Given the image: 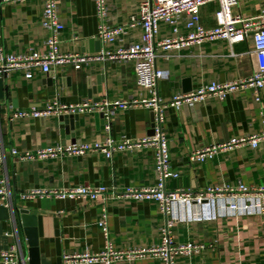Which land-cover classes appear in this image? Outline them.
<instances>
[{"label": "crops", "instance_id": "0c3cea01", "mask_svg": "<svg viewBox=\"0 0 264 264\" xmlns=\"http://www.w3.org/2000/svg\"><path fill=\"white\" fill-rule=\"evenodd\" d=\"M144 1L106 0L108 26L125 27L126 31L114 43L103 45L98 38L95 0H59L63 25L60 53L97 56L104 50L115 51L138 43L141 27L128 26ZM217 8L216 4L202 8L204 26L215 25ZM43 11L41 0L0 6V49L16 55L45 54L48 32L41 24ZM263 11L264 0H239L233 9L235 15L245 19L259 17ZM180 33H188L183 24ZM171 34V29L161 23L158 40ZM259 66L250 38L232 46L220 40L160 52L157 67L168 78L160 81L159 96L169 101L210 83H245ZM32 74L30 80L23 72L9 74L0 99V140L5 155V165H0V183L7 178L14 205L36 217L40 264H73L65 262L64 257L103 251L108 242L97 226L103 213L108 214L113 249L125 254L114 264H163L151 255L126 256L155 248L162 239L164 217L157 201H137L126 195L128 190L140 191L157 183L151 150L117 152L111 159L92 150L84 156L48 159L21 160L12 156L13 150L25 156L49 147L91 148L108 139L121 143L150 137L153 114L142 106L118 112L110 133H106L100 113L96 112L11 118L16 111H42L53 103L148 100L152 93L137 87L134 64L93 61L81 70L63 65L50 73L36 68ZM263 130L264 90L260 102L252 91L236 89L224 99L212 97L193 107L169 109L164 131L169 139L172 170L180 176L166 183L167 190L197 192L239 184L254 189L261 187L264 145L220 151L202 164L192 162L190 155ZM79 186L105 187L107 195L94 201L56 195ZM36 192L43 194L23 197ZM173 216L176 218L174 241L203 246L197 253L178 255L176 264H264V221L260 216L220 215L215 205L201 209L177 205ZM13 246L22 264H29V246L15 222L0 221V251Z\"/></svg>", "mask_w": 264, "mask_h": 264}, {"label": "built area", "instance_id": "2783aa9c", "mask_svg": "<svg viewBox=\"0 0 264 264\" xmlns=\"http://www.w3.org/2000/svg\"><path fill=\"white\" fill-rule=\"evenodd\" d=\"M15 1L29 0H0V6ZM43 3L42 27L48 32L45 43L46 52L40 54L33 52L29 55H16L0 49V78H4L13 72H23L25 78H33L32 70L40 68L44 73H50L54 68L70 65L75 70H81L93 61H113L117 63H133L136 73V85L139 89L152 93L148 100L89 102L80 105H64L53 103L42 111H16L12 119L25 118L28 116L46 117L50 115H79L85 112H96L103 115L104 130L110 133L112 120L120 111H126L134 107L142 106L149 109L153 114L152 135L138 141H124L117 143L108 139L105 143L87 146H56L36 151L25 156L19 155L15 150L12 156L28 160L34 158L48 159L63 155L84 156L89 150L104 153L111 159L114 153L134 150H151L157 174V183L140 191L128 190L126 195L137 201H157L164 217L162 239L159 246L131 252L126 256L151 255L161 259L163 264H176L178 255H191L199 252L203 246L193 243L177 244L173 239V229L176 218L174 208L177 205L184 207H201L215 205L222 214H235L240 216L258 215L264 221V184L257 188H249L242 184L237 187L209 188L204 191H168L166 183L169 180L179 178V173L174 172L171 166V154L169 139L164 131V125L169 109L180 110L183 107H193L203 103L212 97L220 99L236 89L250 90L254 93L256 101H261V93L264 90V11L261 16L245 19L235 15L233 9L239 5V0H145L140 6L136 16L131 18L129 28L141 27L142 36L138 43L127 48H119L115 51L104 50L100 55H62L60 53V33L62 23L59 18V0H41ZM72 2L74 0H66ZM210 4L218 6L214 13L215 25L206 27L202 23L201 10ZM96 15L99 22L98 38L103 45L114 43L122 36L125 27L108 26V6L106 0H95ZM164 23L171 29V36L158 40L160 24ZM184 25L188 30L186 35H181L180 27ZM251 39L254 53L260 60L259 69L252 77L241 84H218L210 83L196 91L185 95H176L169 101H164L159 96V83L167 79L166 72L158 69L157 61L160 52L172 49H183L194 44L204 42L226 41L231 46ZM264 145V130L256 135L234 137L227 143L199 149L190 155L192 162L205 163L208 159L220 151L232 150L236 147L249 146L254 149ZM0 165H5L3 143L0 140ZM8 179L0 183V205L11 208L13 204L12 194L9 189ZM36 192L23 197L42 195ZM62 198L86 197L89 200H97L107 195L105 187H74L67 191L56 194ZM98 228L107 240L106 248L97 254H83L64 257L67 263L84 264H114L124 257V253L113 249L110 241L108 228V214L103 213L97 222ZM264 254V245H263ZM24 260V259H23ZM0 264H22V258L18 255L15 246L9 250L0 251Z\"/></svg>", "mask_w": 264, "mask_h": 264}, {"label": "water", "instance_id": "95a60500", "mask_svg": "<svg viewBox=\"0 0 264 264\" xmlns=\"http://www.w3.org/2000/svg\"><path fill=\"white\" fill-rule=\"evenodd\" d=\"M6 79L0 78V99L3 98L4 91L6 90ZM101 120L104 123L103 115L100 114ZM15 222L16 227L19 228L21 237L26 239L28 249L29 264H40V254L38 249V229L36 217L30 215L29 211L17 208L14 203L9 209L0 205V221ZM26 261V258L24 259Z\"/></svg>", "mask_w": 264, "mask_h": 264}]
</instances>
